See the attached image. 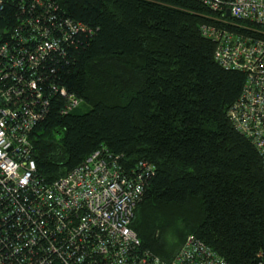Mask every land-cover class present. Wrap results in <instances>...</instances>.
<instances>
[{
    "label": "trees",
    "instance_id": "trees-1",
    "mask_svg": "<svg viewBox=\"0 0 264 264\" xmlns=\"http://www.w3.org/2000/svg\"><path fill=\"white\" fill-rule=\"evenodd\" d=\"M53 1L86 30L50 65V80L79 104L60 115L62 100L50 98L29 135L35 176L50 183L96 150L116 156L124 174L144 161L152 173L129 223L142 249L168 261L192 235L228 264H257L263 167L226 117L244 76L220 68L200 34L202 25L238 33L250 24L217 21L199 0ZM16 13L3 4L0 30ZM164 208L180 214L167 221Z\"/></svg>",
    "mask_w": 264,
    "mask_h": 264
},
{
    "label": "built area",
    "instance_id": "built-area-1",
    "mask_svg": "<svg viewBox=\"0 0 264 264\" xmlns=\"http://www.w3.org/2000/svg\"><path fill=\"white\" fill-rule=\"evenodd\" d=\"M199 1L217 21L258 28L234 33L202 25L200 34L213 42L220 68L244 76L226 117L250 142L264 173V0ZM6 2L17 21L0 34V264H228L192 235L168 261L141 248L129 223L152 173L144 161L124 174L116 156L96 150L50 183L35 176L29 135L46 116L50 98L62 100L60 115L79 104L50 80V65L86 30L53 0H0V10ZM257 264H264V255Z\"/></svg>",
    "mask_w": 264,
    "mask_h": 264
},
{
    "label": "rangeland",
    "instance_id": "rangeland-1",
    "mask_svg": "<svg viewBox=\"0 0 264 264\" xmlns=\"http://www.w3.org/2000/svg\"><path fill=\"white\" fill-rule=\"evenodd\" d=\"M246 23V22H245ZM242 27H250V28H253V29H258L256 26H254V25H251L250 24V26H246V24H243V25H241ZM80 109L81 110H85L86 109V107L84 106V105H80ZM161 213H163L164 215H166L165 217H167V221H170V219L169 218H171V217H173L174 215H176L178 212L175 210V212H174V210H172V209H162L161 210ZM180 213H178L177 215H179ZM183 217H185V215H182Z\"/></svg>",
    "mask_w": 264,
    "mask_h": 264
},
{
    "label": "water",
    "instance_id": "water-1",
    "mask_svg": "<svg viewBox=\"0 0 264 264\" xmlns=\"http://www.w3.org/2000/svg\"><path fill=\"white\" fill-rule=\"evenodd\" d=\"M225 16L228 17V11L225 12ZM0 34H1V30H0Z\"/></svg>",
    "mask_w": 264,
    "mask_h": 264
}]
</instances>
